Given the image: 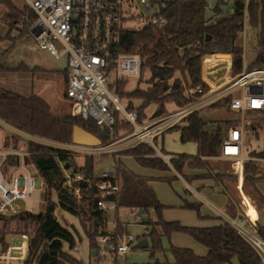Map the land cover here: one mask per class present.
Instances as JSON below:
<instances>
[{"label":"trees","instance_id":"trees-1","mask_svg":"<svg viewBox=\"0 0 264 264\" xmlns=\"http://www.w3.org/2000/svg\"><path fill=\"white\" fill-rule=\"evenodd\" d=\"M243 7V1H236L232 13L220 14L218 9H215L208 15L205 0H163L160 11L166 18L164 26L155 29L145 25L138 29L124 30L116 44L115 52H138L143 59L141 68H148L150 71L151 85L144 89L135 88L127 95L141 100L136 107L127 106L129 110H136L137 120L143 116V110L149 104L156 106L153 116L164 115L167 112L166 104L173 103L176 108L187 104L190 99L184 95L182 83L186 87L202 84L200 63L205 53L232 54L231 71L234 74L240 71L242 48L236 43V38L243 26ZM22 17L23 11L16 8L11 0H0V19L8 24L10 31L17 28ZM246 21L247 26L254 31L257 48L249 64L260 66L264 64V0H248ZM20 30L19 37L25 32L23 29ZM5 52L0 53V71L4 69L2 58ZM219 58L227 59L228 56L222 55ZM176 71L181 74L180 78L175 76ZM122 84L123 81L114 87V91L120 96L124 95L120 90ZM202 87L206 89L204 84ZM224 101L229 102L228 95L224 96ZM0 120L20 132L63 143H72L73 125H79L98 136L101 144L109 142L113 135L112 133L104 136L102 128L91 119L84 120L66 112L54 113L50 105L37 94L23 96L3 87H0ZM182 120L184 124L171 125L164 131L179 130V139L182 142L196 143L195 154L177 153L170 157L167 163L156 156L153 147L145 142L121 150L120 154L131 156L142 167L163 171H170L172 167L178 173H183L185 168L205 167L206 157L220 155L222 140L229 127L228 121L224 119L207 124L196 110L186 114ZM261 121L264 124V118ZM120 122L122 119L117 120L115 129ZM124 122L132 126L131 123ZM249 126L255 128L257 125L252 123ZM20 138V133H14L10 140L4 138L3 147L16 149ZM153 140L156 139L153 137ZM160 150L165 153L162 146ZM25 151L23 161L35 168L36 174L43 182L40 193L41 209L38 212L22 210L11 216L13 219L23 221L0 219V229L7 232L6 241L9 243L14 238L21 240L19 235L9 234L10 229L17 227L21 230L27 228L33 230L34 225L30 221H35L38 227L28 235L23 264H89L64 249V243L72 248L79 240V235L75 229L73 233L58 221L55 210L63 209L78 218L88 239L90 251L94 250L95 256H99V238L106 234L104 220L108 217V211L97 205L99 191L93 183L101 177L94 175L92 155H87L83 165L78 167L87 181L79 182L83 195L77 197L65 185V177L59 165L61 161L64 166L76 167L71 150L28 139ZM247 155L249 158L243 162V184L255 196L253 197L264 205V196L255 184L258 180H264V174L257 170L256 161L251 158L264 159V146L259 150H249ZM19 161V155L9 154L1 167L5 171L17 165ZM111 171L112 176L109 179L117 184V188L106 196L105 201L115 203V212L122 207L143 210V215L148 217V221L143 222L145 231L137 239L149 240L151 257L157 252L168 251L171 261H166L165 264L230 263L233 256H237L239 264H260L254 250L226 221L222 220L219 224L209 227L187 226L179 221H167L162 217L165 205L159 201L155 190L149 184L153 177L135 173L122 160L115 161ZM183 175L186 178V175ZM215 175L220 176L221 173L217 172ZM174 178L175 175L158 177L169 184ZM230 205L233 209L234 206L231 203ZM184 207L194 210L198 216L201 215L199 202H185ZM256 226L258 233L264 237V225L257 223ZM122 231L123 226L117 220L112 235L115 236ZM173 231L189 234L207 247V253L197 255L190 248L172 245L170 233ZM164 240L167 242L166 249L163 247ZM3 242L4 234L0 232V249H4ZM157 263L158 260H155L154 264Z\"/></svg>","mask_w":264,"mask_h":264},{"label":"built area","instance_id":"built-area-1","mask_svg":"<svg viewBox=\"0 0 264 264\" xmlns=\"http://www.w3.org/2000/svg\"><path fill=\"white\" fill-rule=\"evenodd\" d=\"M163 0H23L27 14L18 22L17 29H23L32 37L35 46L47 51L52 57H65L64 96L69 102L70 114L84 120L91 119L96 125L112 134L118 119H124L135 126L130 134L138 141L147 136L164 131L194 109L177 107L154 127L151 124L139 126L135 109H127V104L114 87L129 78L139 80L143 59L138 52H115L116 44L124 30L138 29L150 25L159 29L166 23L160 11ZM236 1H243V32L246 25V6L248 0H205L208 15L218 9L220 14L234 11ZM156 5V6H155ZM155 9L152 13L145 10ZM244 57V49L241 53ZM242 60V59H241ZM230 60L222 59L217 54H205L201 59L200 79L206 86L184 87L186 98H195L194 106L209 104L223 96H231L229 109L238 114L246 110L264 112V64L252 69H245L232 77L229 73ZM242 69V68H241ZM152 127V128H151ZM247 134L243 118L237 125L229 126L220 148V156L236 162L235 175L238 183L242 181L241 166L247 159L243 155L245 135ZM83 146V145H82ZM84 148L86 146H83ZM26 151L9 147L0 149V216H12L22 211L18 200L28 199L36 185L35 168L23 161ZM9 154H17V165L3 170L1 165ZM71 160V159H69ZM65 185L77 197L82 191L79 182L84 178L78 167L64 166L60 161ZM112 171L101 174L93 183L98 189L97 205L106 211L115 208L114 202L105 201L106 196L117 188L109 179ZM41 188L43 182H40ZM240 203L244 210L236 208L234 215L219 211V216L254 250L259 263L264 264V237L257 231V220L247 214V202L250 198L241 195ZM250 200V201H249ZM252 204V203H251ZM255 208V205L252 204ZM134 220L143 224V214L135 207H128ZM256 209V208H255ZM106 221V220H104ZM18 243L0 249V264H23L27 252V236ZM115 238V240H113ZM137 238L130 234L102 235L99 238V254L106 251L112 258L124 255Z\"/></svg>","mask_w":264,"mask_h":264},{"label":"rangeland","instance_id":"rangeland-1","mask_svg":"<svg viewBox=\"0 0 264 264\" xmlns=\"http://www.w3.org/2000/svg\"><path fill=\"white\" fill-rule=\"evenodd\" d=\"M12 3L17 6L18 8H21L20 10L23 11V17L27 14V7L25 6L23 0H11ZM156 6V5H155ZM155 6L152 7V9L145 10L144 13H152L155 9ZM22 17V18H23ZM21 18V19H22ZM12 32H16V34L19 36L21 33V30H18L17 28H13L11 30ZM16 36V37H18ZM22 37L17 42L15 48L11 53L3 58L2 64L4 66V69L0 71V78L4 79L7 75L12 76V70L19 71V72H31L32 67L37 65L42 71L46 72L48 70L53 72V76L50 77L46 75L45 73L38 76V79H34L31 84L34 85V91L38 92L39 87L44 86L45 92H43V97L52 105V111L57 113H70L69 106H68V100L64 96V67L66 65V59L65 57H61L59 59H56L52 57L47 51L39 49L35 46V43L27 34H22ZM236 43L239 44L242 48V52L244 49V57H241L242 59V66L239 72L243 70V67L245 69H252L254 67H258L259 65H251L249 64L251 59L253 58L254 54L257 51L256 45H255V35L254 31L251 30L247 26V21L245 25V30L243 32V26L242 30L238 32ZM217 54V56L227 55L228 60H230V69L229 73L232 77H236L239 72L232 73L231 71V65H232V54L230 53H220V52H209L205 54ZM204 54V55H205ZM202 59V58H201ZM20 62L24 63L26 65L27 69H14L16 68L17 64ZM200 72H201V63H200ZM201 74V73H200ZM176 77H181V74L176 71L175 73ZM150 77V71L148 68L142 69L141 76L139 80H136L134 78H129L127 81L122 84L120 90L124 93L123 96H121L123 99L121 100L122 103L127 102V106L130 107L133 106V101L135 105H139L141 103L138 98L127 96L129 92L133 91L135 88L144 89L151 85V82L149 81ZM182 80V78H181ZM3 84L4 82L1 81ZM183 82V80H182ZM47 96H50V99L47 98ZM229 99L231 96H228ZM138 99V100H137ZM132 102H131V101ZM137 102V103H136ZM60 103V104H59ZM196 103L195 98H191L187 104L181 107H188L191 109H194L198 112V114L205 120L207 124L215 122V121H221L226 119L228 121L229 126L237 125L241 122V118L244 120L245 129L247 134L245 135V147L248 150H259L264 146V124L262 123V119L264 118V112H256L251 110H246L244 114H238L236 112H233L229 109L228 103L224 101L223 98H219L218 100H215L213 102H210L207 105L200 106L197 108V106H194ZM176 105L173 103L166 104V110L167 112L164 115L160 116H153V112L155 109V104H149V106L146 108V114L143 110V116L137 120V124L139 126L144 124H151L152 127L155 126L161 120L162 118L167 115V113L172 112L175 110ZM126 120L122 119V122L118 124L116 127L115 132L113 131V135L110 137V141L106 142L104 144H100L99 146H86L85 148L83 146L85 145H79L77 147H71L67 144L70 143H63V142H57L49 139L39 138L36 136H32L29 134H26L24 132H20L10 126L9 124L3 122L0 120V149L3 148V141L4 138H8L10 140L11 136L14 133H20L21 138L19 139L17 143L16 150L24 151L26 150V145L28 139H32L34 141H38L41 143L53 145L60 148H67L73 152V159L74 164L79 167L83 165L84 158L87 155H92L93 157V169L95 176L99 177L101 176L102 172L112 170L114 167V162L117 160H122L124 162V156L120 154L121 150H124L130 146H133L139 142H145L151 145L154 149V145H158L159 148L154 149L155 155L158 157H161L164 161L168 163L169 157H167V153H162L160 150V147L162 146L164 152L168 153H185V154H195L196 152V145L192 141L182 142L179 139V134L177 129H172L169 131H164L163 137L160 139L153 140V137L147 136L148 139L143 138V141H138L136 137H132L130 134L135 129V126L126 125ZM179 122V121H178ZM256 124L257 126L255 128H251L249 125ZM151 127V128H152ZM208 127V125H207ZM101 128V127H100ZM207 166L204 171L197 172V173H190L186 174L185 172L188 169L192 168H200V167H190L185 168L183 173H178L176 170H174L176 173L181 175L183 178L185 177L183 174L186 175V178H184L187 182H189L192 178H206V177H213V169H218L220 175V179L229 181V190L234 195V199L237 204V208L239 211L242 212L241 209L244 210L243 206L240 203V196L235 188L236 184V175H235V168H236V162L232 159L222 157V156H213L210 158H207ZM126 162L129 164L132 162V160H126ZM126 165V164H125ZM256 166L257 170L259 172L264 173V162L261 160H256ZM239 170V168H238ZM175 175V178L177 177L176 174H172L171 176ZM170 176V177H171ZM174 178V179H175ZM173 179V180H174ZM35 182L36 185L34 187V191L32 195L26 199V200H18L17 204L21 210H30L32 212H38L41 209V199H40V193H41V185L40 182H42V179L40 176H35ZM224 182V181H223ZM154 188L155 192L157 194V197L161 203L164 204V202H167L168 204H165L166 206H172L170 202H174L175 200L179 201L181 198H188L186 195H184L183 189L181 186L176 184H169L167 182L163 181H155L154 182ZM227 188V187H226ZM228 189V188H227ZM199 192L201 195H205L206 198H211L210 195L211 191L208 188L199 189ZM243 192L245 195L247 194L250 198V202L255 205L257 209L263 207V205L258 202L257 199H255L254 195H252L248 189V187L243 185ZM195 195V194H194ZM197 196V195H196ZM254 196V197H253ZM200 201V200H199ZM197 201V202H199ZM210 201L215 204L216 206H221L219 203H217L216 200L210 199ZM200 203V202H199ZM200 204V208H201ZM203 203L202 209H207ZM170 208V207H169ZM110 211V210H109ZM119 221H122L125 225L124 234H130L134 238L140 237L144 233L145 225L141 224L139 222H136L134 220V215L130 209L127 207H122L118 209ZM110 219V223H113V220L116 218L115 214L112 212V210L109 212L108 215ZM0 219H7V220H15V221H23V220H17L13 219L11 216L7 217H1ZM26 221V220H24ZM259 222L264 223V208L260 210L259 213ZM112 225L107 226L108 229H111ZM30 228V227H29ZM105 229V228H104ZM35 230L30 229H23L14 227L10 229L9 234H22L25 233L28 235L33 233ZM0 232L4 234V242L2 248L7 247L5 243V239L7 237V232L3 229H0ZM119 233V234H121ZM107 234V233H106ZM19 242V239L14 238L11 239L10 245L16 244ZM166 241H163V247L166 249ZM136 244V243H135ZM134 243L130 245V248L128 251L121 256H118L116 259L112 258L109 254V251H106L104 255L99 254L97 257H91L90 264H154L155 260H158L159 263L157 264H165L166 261H171V255L167 252H157L153 257L150 256V248H137L134 247ZM150 246V243H149ZM82 250V249H81ZM83 251V250H82ZM84 252V251H83ZM164 262V263H163Z\"/></svg>","mask_w":264,"mask_h":264},{"label":"crops","instance_id":"crops-1","mask_svg":"<svg viewBox=\"0 0 264 264\" xmlns=\"http://www.w3.org/2000/svg\"><path fill=\"white\" fill-rule=\"evenodd\" d=\"M15 7L18 8L17 6H15ZM18 9H21V8H18ZM9 31L10 30H9L8 24L0 19V53H3L6 51L3 58L7 57L11 53V51H13L17 42L22 37V36L19 37L16 34V32L14 33L12 31H10V33H9ZM24 34H27V33L24 32ZM16 36H18V37H16ZM14 69H27V68H26V65L24 63L20 62L19 64H17L16 68H14ZM32 70L33 71H31V72H25V71L19 72V71L12 70L13 71L12 76L7 75L4 79L0 78V87L12 90L14 92H17V93L23 95V96H29L31 93L37 94L40 97H42L50 105V108H52V105L43 97V92H45L46 88L44 86H41V87H39L38 92L37 91L35 92L34 91V85L31 84V82L36 78L38 79V76H40L43 73L52 77L53 72L50 70L44 72L37 65L33 66ZM63 71H64V79H65V67H64ZM1 81H3L4 84ZM64 84H65V80H64ZM47 98L50 99V96H47ZM126 104H127V102H126ZM132 104H133V107H136L134 101ZM68 106H69V102H68ZM148 106H146L144 108L145 114H146V108ZM54 113H57V112H54ZM184 123L185 122L183 120H180L179 122L176 123V125L180 126ZM177 131H178V134L180 135L179 130H177ZM163 133H165V132H163V131L159 132V133L155 134L153 137L157 141L159 138L161 139L163 137ZM67 145H69L71 147L79 146L77 144H74L73 142L70 144H67ZM153 145H154V149L159 148L158 145H156V144H153ZM195 145H196V143H195ZM248 151L249 150L245 147V144H244L243 155L247 158H249V156L247 155ZM165 153H167L166 156L169 158L173 157V156H175V154H177V153H168V152H165ZM207 158H210V157H207ZM251 158L254 159V161L261 160L264 162L263 158H254V157H251ZM127 159L132 160L134 163L132 164V162H130L128 164L126 162ZM123 160H124L125 164L131 170H133L135 173L140 174V175H148V176L153 177V179H151L149 181V184L152 186V188L154 190H155L154 182L155 181H162V180H159L158 177H161V176L170 177L172 174L177 175V177L174 180H172L171 183H173V184L178 183L181 186V188L183 189L184 195H186L188 198H181V200H179V201L175 200L174 202H170V204L172 206H166L165 204H168V203L164 202L165 208H163V210H162V217L167 221H179L183 225H187V226L209 227V226L217 225L222 221V219L220 218V216L218 214L219 211H224V212L232 214V215H234V213L236 211L237 204H236V201L234 199V195L229 190V186H227V184L228 185H230V184H229V181L226 180V178H224V180H222V178L220 179V176H216L215 174H213V177L192 178L189 182H187L181 175L176 173L173 169H171L170 171H168V170L163 171V170H158V169H154V168L142 167V166L138 165L131 156H124ZM207 165L205 167H201V168L188 169L185 173L190 174V173L202 172V171H204V169L206 167H208ZM238 168H239V166H238ZM238 168H236V170H238ZM241 170H242V181L238 183V180H237L238 177L236 176V184H235V188H236L240 197L242 194H245L243 192V185H244L243 184V163L241 166ZM213 171H214L213 173H217L219 170L215 168V169H213ZM104 172H106V171H104ZM163 182H165V181H163ZM255 184H256L257 188L259 189V191L264 196V180H258ZM201 188L202 189L208 188L211 191V193H210V195L212 196L211 198L216 200L217 203H219L221 206H216L215 204H213L210 201L211 198H206L204 194L201 195L199 192V189H201ZM246 196L249 197L247 194H246ZM197 201H199L200 204H202L201 208H199L200 214H201L200 216H198L194 210L184 207L185 202L193 203V202H197ZM203 203L205 204L204 206L207 209H204V210L202 209ZM230 203L234 206L233 209L231 208ZM255 208L251 203L247 202V214L251 215L253 217V219H256L257 223L264 225V223L259 222V213H260V210L262 208H264V205H263V207H261L259 209H257V208L255 209ZM28 211H30V210H28ZM110 211H108V215H109ZM112 212L115 214L116 218L113 220V223H110L109 217L105 218L106 221H104V224H105L104 230L107 233L105 235H111L114 232L116 221L117 220L119 221V219H118L119 211L115 212V210L113 209ZM55 214H56L58 221L64 227H66L71 232H73V229H75L79 235V240L76 241V244L72 248H69L68 245L66 243H64V249H66L71 255H73L77 259H80L83 262L90 264L91 257H96V256H95V254L93 255L92 251H90V249H89L88 239L86 238V236L83 233V230L79 224L78 218L76 216L72 215L71 213L63 210V209H58V208L55 210ZM26 221H29V220H26ZM30 222L34 225V230H36L38 227V223L35 221H30ZM119 222L122 224L123 231H124V228H125L124 223L122 221H119ZM109 225H112L111 229L107 228V226H109ZM17 235H19L21 238H24V236L22 234H17ZM75 237L77 239L76 235H75ZM146 240H147V246L146 247H148L149 246V240L147 238H146ZM137 241H138V239L136 240L135 243H137ZM170 243L174 246H177V247L190 248L197 255H205L208 251L206 246H204L203 244L196 241L189 234L184 233V232H180V231H173L170 233ZM166 246H167V243H166ZM146 247H144V248H146ZM220 264H231V263L223 262Z\"/></svg>","mask_w":264,"mask_h":264},{"label":"water","instance_id":"water-1","mask_svg":"<svg viewBox=\"0 0 264 264\" xmlns=\"http://www.w3.org/2000/svg\"><path fill=\"white\" fill-rule=\"evenodd\" d=\"M208 37V36H207ZM103 135L109 136V133L105 130V128H102ZM72 142L77 145H85V146H99L101 144V139L94 135L93 133L87 131L83 127L79 125H73L72 127V134H71ZM141 214H144L143 210H139ZM143 221L147 222L148 217L143 215ZM147 246V240L145 238H142L137 241L136 247L138 248H144ZM92 254H95V251L92 250ZM231 264H239L237 256H233L230 259Z\"/></svg>","mask_w":264,"mask_h":264},{"label":"bare ground","instance_id":"bare-ground-1","mask_svg":"<svg viewBox=\"0 0 264 264\" xmlns=\"http://www.w3.org/2000/svg\"><path fill=\"white\" fill-rule=\"evenodd\" d=\"M249 215V214H248ZM250 216V218L253 220V217L251 216V215H249ZM22 239H25V238H22ZM13 240V239H12ZM5 241H6V239H5ZM11 241V240H10ZM10 241H9V243L6 241V243H7V245H8V247L10 246ZM13 245V244H12Z\"/></svg>","mask_w":264,"mask_h":264}]
</instances>
